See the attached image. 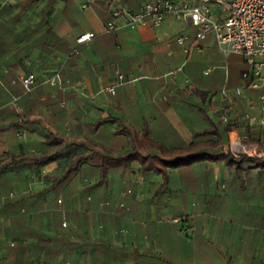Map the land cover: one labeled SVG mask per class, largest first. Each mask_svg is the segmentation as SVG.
Segmentation results:
<instances>
[{"label": "crops", "instance_id": "1", "mask_svg": "<svg viewBox=\"0 0 264 264\" xmlns=\"http://www.w3.org/2000/svg\"><path fill=\"white\" fill-rule=\"evenodd\" d=\"M5 1L7 9L0 10V158L7 152L51 150L61 140L79 144L75 149L83 160L71 181L57 186L71 162L69 149L60 148V156L40 168L20 166L0 175V259L9 263L11 247L23 243L31 250L19 255V264L27 259L28 264H54L53 248L48 253L40 242L72 240L68 227L77 226L84 231L82 242L105 239L117 248L112 254L102 245L101 264H264V169L236 171L224 161H199L170 168L164 179L132 161L127 168L107 166V176L101 177L104 156H125L136 145L146 147L147 139L154 154L190 144L207 125L200 106L220 122L226 106L222 91L234 93L245 59L221 50L213 34L199 43L200 50L186 53L175 38L192 35L193 28L181 19L106 31L112 5L135 10L144 0ZM93 32V38L78 41ZM222 54L236 59L227 81L216 68ZM56 72L65 82L51 86L47 80ZM27 73L38 81L30 93L18 81ZM119 76L123 83L109 90ZM257 104V93L246 91L231 113L228 137L232 130L246 135L243 121L248 124L247 116L257 114ZM19 113L28 115L25 121ZM129 127L147 128L148 135L134 136ZM128 189L132 192L126 194ZM8 191L11 198L22 196L21 202L3 207ZM54 210L61 213L58 219L51 216ZM23 219L32 234H25ZM65 250L57 264L64 256L71 264L74 255L72 264H83L96 249Z\"/></svg>", "mask_w": 264, "mask_h": 264}, {"label": "built area", "instance_id": "2", "mask_svg": "<svg viewBox=\"0 0 264 264\" xmlns=\"http://www.w3.org/2000/svg\"><path fill=\"white\" fill-rule=\"evenodd\" d=\"M96 0H89L91 4ZM111 18L107 21L106 31L113 32L122 27L136 29L141 25L160 27L166 19H181L188 28H193V34L184 32L175 38V42L190 53L193 48L201 49L199 43L213 34L221 50L229 54H238L245 59V68L240 72L241 83L230 95L228 89L222 91V102H226L224 110L219 114L221 124L231 123L234 118L231 113L239 99L246 91L256 92L258 101L257 114L247 116L251 129L258 128L260 133L251 136L241 135L232 130L225 143V151L236 157L248 156L264 158V0H144L139 9L125 5H112ZM94 37L93 33H84L78 41H87ZM120 81L111 85L113 90ZM17 80H13L16 83ZM26 91L33 90L37 84V76L27 73L18 78ZM51 86L64 84L60 72H56L48 80ZM66 82H70L67 79ZM229 129V130H230ZM261 137V140L258 137ZM132 192L128 189L126 194ZM61 202L62 200L59 199ZM108 203V202H105ZM120 206L127 208L124 202ZM63 221V225L67 226ZM102 226V225H101Z\"/></svg>", "mask_w": 264, "mask_h": 264}, {"label": "trees", "instance_id": "3", "mask_svg": "<svg viewBox=\"0 0 264 264\" xmlns=\"http://www.w3.org/2000/svg\"><path fill=\"white\" fill-rule=\"evenodd\" d=\"M195 90L199 94H203V97L206 98L208 93H204L203 91H199L195 88ZM32 91V90H31ZM31 91H27L30 93ZM185 91H190L189 88H186ZM213 95V94H212ZM200 111L202 113V116L205 118L207 125L202 130L198 131L197 134L194 136V140L183 147H172L169 149H162L160 152H156L155 154L152 152L154 149V144L151 141V139H147V145L144 148H139V146L136 145V150L125 155V156H104V164L106 165L105 170L101 174V177L107 176V166H123L125 168L131 166L132 161H138L142 163V171L144 173L149 174H156L160 173L164 179L167 178V173L170 168L175 167H181L184 165H190L194 163H198L199 161H224L227 165L235 168L236 171H241V169H248V168H261L264 169V158L259 157H248V156H240L236 157L229 151H225V143L227 141L228 132L231 126V123H225L221 124L219 121H217L212 115L209 113V110L206 109L203 106H200ZM18 118L20 121H25L26 116L22 113H19ZM29 119L27 120V122ZM1 130V128H0ZM129 130L132 131L134 136H140V132L144 134V136L148 135V129L143 128L140 131H136L132 127H129ZM249 134L251 136L255 135V130L248 129ZM255 131V132H254ZM256 136V135H255ZM259 140H261V137H258ZM137 140V138H136ZM135 140V141H136ZM76 146H80L77 143H70V144H64L63 141H59L56 143L55 147L51 150H44L42 152H23V153H9L5 152L7 154L6 158H0V175L7 170H14L16 167L24 166V167H42V165H45L51 161H55L60 156V148L69 149L70 156H71V162L68 166V169L65 173H63L61 176L58 177L57 181L54 183L55 186L57 184L62 183L64 180H70V175L72 172H74L79 167V163L82 162L83 158L80 153L77 152L75 149ZM71 181V180H70ZM69 181V182H70ZM22 196H15L11 198L9 196V191L7 193H4L2 197L3 207H7L8 205H15L18 202H21ZM49 214V212H47ZM61 215L59 210L51 211V216L55 219H58V217ZM74 215V214H73ZM78 216V215H74ZM20 215H18V218ZM82 218V217H81ZM86 219V217H84ZM24 226L27 227L24 219L21 221ZM20 224L19 222H17ZM21 225V224H20ZM28 232L25 234H32L30 232L29 228L27 227ZM83 229V228H82ZM68 230H70L71 233L74 234L75 238L72 240H65L63 239H54L51 241L50 238L42 240L40 242V245L43 250L48 251L50 253V249L53 248L54 251V264H57L56 259L58 256H60V253L66 252L65 247L71 248L72 250L76 248H80L81 246H93L96 250L94 253H90L88 255H85V258H89L88 261H84L83 264H101L99 263L100 259L102 258L103 253L101 254L99 248L102 247V245H107L110 247L111 252L113 254L114 251H116L117 248L114 247L111 241L106 242L105 239H102L100 242L97 240H93L90 238V241H83V238L81 234L84 232L83 230H80L79 227H68ZM20 234V233H18ZM24 234V235H25ZM18 236V235H17ZM31 248L27 244L23 243H17L14 244V246L11 247L9 253H10V262L7 263L6 261H2L0 259V264H19L21 261V257H19L20 254H29V251ZM75 255L71 256L70 263H74L72 261ZM50 260V258H49ZM51 263V262H49ZM66 263V256L63 257V260L60 261V264ZM26 264H28V259Z\"/></svg>", "mask_w": 264, "mask_h": 264}, {"label": "rangeland", "instance_id": "4", "mask_svg": "<svg viewBox=\"0 0 264 264\" xmlns=\"http://www.w3.org/2000/svg\"><path fill=\"white\" fill-rule=\"evenodd\" d=\"M7 3H9L8 1H5L4 2V0H0V10L1 9H7V6H8V4ZM7 5V6H6ZM217 59L218 60H221L220 62H219V66H217L216 68H218V70H220V72H221V74H223L224 75V79H226V81L228 80V78H229V76H230V74H228L229 73V68H230V66H231V64L233 63H236V59L232 56V55H227V56H225V55H223L222 54V56L220 55H218V57H217ZM222 66L225 68V66H226V72H225V70L222 68ZM235 73H237L238 72V68H237V70L235 69ZM219 96L220 95H216L215 96V98L214 99H218L219 98ZM248 120V119H247ZM244 122V125H243V127H245V132H244V134H248V132H249V130L247 129L248 127H249V125L248 124H246V121L244 120L243 121ZM248 122V121H247ZM247 125H248V127H247Z\"/></svg>", "mask_w": 264, "mask_h": 264}]
</instances>
